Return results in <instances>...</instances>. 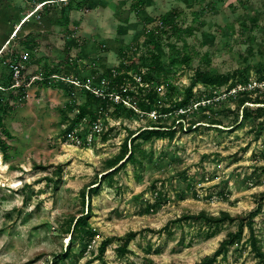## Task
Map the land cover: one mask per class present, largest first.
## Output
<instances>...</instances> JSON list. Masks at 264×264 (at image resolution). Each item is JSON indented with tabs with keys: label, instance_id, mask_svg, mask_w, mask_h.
I'll return each instance as SVG.
<instances>
[{
	"label": "rangeland",
	"instance_id": "rangeland-1",
	"mask_svg": "<svg viewBox=\"0 0 264 264\" xmlns=\"http://www.w3.org/2000/svg\"><path fill=\"white\" fill-rule=\"evenodd\" d=\"M8 1L21 4L24 15L35 6L33 0ZM116 1L107 16L100 14L101 7L73 12L76 24L82 25L84 17L96 28L80 26V44L69 51L59 33L42 37L40 52L50 55L51 48H58L56 59L64 65L59 75H65L66 62L72 61L77 69L76 73L71 69V75L84 78L100 72L108 76L112 67H119L123 58L135 52L146 56L140 67L147 70L149 48L144 42L165 11L156 8L147 15L137 9L145 0ZM171 16L177 19L178 31L169 29L161 37L169 74L162 81L169 80L175 92L167 95L168 86L161 99L180 100L196 69L212 76L229 75L227 85L219 90L197 83L186 104L189 108L179 107L188 115L182 127L177 124L175 136L142 142L141 161L127 163L111 181L102 177L109 171L107 160L120 153L130 130L159 119L170 123L174 115L157 118L124 112L118 119L109 116L106 141L101 136L91 146H77L63 123L69 111L63 92L58 87L27 85L24 100L6 118L13 135L10 161L5 162L0 153V264H196L215 252L237 226L227 223L209 235L203 221L171 224L172 220L201 211L245 216L259 202L263 207L255 228L264 251V132L256 138L251 122L235 127L233 113L238 106L233 94L264 85V0H194L191 7ZM127 17L137 27L123 36L117 28ZM80 48L93 49L83 55ZM105 55L109 66L96 70ZM32 64L24 68L23 82L35 73ZM154 81V86L160 83ZM219 94L222 103L197 111L199 103H213L212 97ZM76 99L77 104L83 102L80 94ZM193 120L201 122L189 127ZM95 181H100L98 192L90 196L88 190ZM148 203L156 204L154 209ZM82 214H88L95 232L91 241L73 229ZM130 231L138 235L129 241L127 254L120 255L122 238ZM248 236L245 229L227 259L220 257L216 264H264L251 251ZM107 238L112 240L101 259L99 246ZM64 253L69 257L62 258Z\"/></svg>",
	"mask_w": 264,
	"mask_h": 264
},
{
	"label": "trees",
	"instance_id": "trees-1",
	"mask_svg": "<svg viewBox=\"0 0 264 264\" xmlns=\"http://www.w3.org/2000/svg\"><path fill=\"white\" fill-rule=\"evenodd\" d=\"M43 0L41 2H45L43 5L42 13H49L50 3ZM60 1V0H58ZM63 4V0L60 1ZM36 3V2H35ZM144 4L142 1L138 4V10H140V6ZM89 7L91 8L90 3L87 0H66L64 5L60 6L59 14L60 18L65 22V24H69V16L72 10H80L83 8ZM59 8V6L57 5ZM56 8V7H54ZM41 12V11H40ZM24 17L23 11L21 8L16 5H12L8 0H0V153L3 156L5 162H9L11 159L10 149L11 145L9 143L10 140L13 139V135L9 128L6 125V118L12 112L15 104L20 101H23L26 94V86L25 84L28 82L21 83L20 86H16V79L13 75V65L22 60V55L25 54L28 56V60L26 64L29 65L36 60L38 62L39 68L38 72H43L44 79L36 80L32 84H40L42 86L47 87H58L63 94L67 98L66 107L69 111H66L67 118L64 120V125H66V132L71 131L76 128L79 123L83 121L84 118H88L89 121L95 120L98 115V111L100 109H105L106 111H110L111 116L115 119L121 118L122 114L130 113L134 114L135 111L131 108H127L122 104H112L108 99H102L100 97L95 96L89 91L84 89H80V91H76L75 87L72 84L66 83L62 80H54L51 76L53 74H60L64 65L61 62L56 64L41 63L40 60L37 59V50L38 44L33 37V32H36L38 27L41 26V21H37L36 16H32L28 21H24L20 24L22 18ZM42 17V16H41ZM165 22V25L170 26L173 32H177V20L174 16L166 15L161 17ZM19 24V27L16 30V26ZM168 28V29H170ZM168 29H153L150 30L149 35L144 43L147 44L149 50L146 52L148 54V58L150 59V64L147 66V70L143 76L145 81H162L167 80V65L163 61V50L161 44L162 35L168 34ZM27 30H30L27 32ZM77 45L76 41L72 38H69L67 46L68 51L72 49L73 46ZM127 58V57H126ZM146 56L144 54H135L131 57H128L127 64L120 65V69H125L126 71L130 70H141V64L143 59ZM68 65L65 67L66 72L65 75H71L73 69L74 71L77 68H73V62L67 61ZM76 65V64H75ZM36 71V72H37ZM79 72V71H78ZM165 74H164V73ZM76 73V71H75ZM80 77L78 74L76 75ZM160 76H162L161 79ZM124 77H129L128 73H124L119 75L114 79V83H119L123 81ZM84 79L83 77H80ZM30 77H28L29 81ZM230 77L229 75H211L208 71H202L199 69L195 70L194 79L191 85L184 90V102H178L180 100H176L168 102L164 101L160 97L159 91L153 88H145L139 87L137 92H130V95L136 101V105L141 111L151 112L152 110H158L162 115L160 118L167 117L170 115H174V119L172 122L167 123V121H163L159 119L155 124L150 126H143L142 128L136 130H130L128 136L123 140L121 145V151L118 155L114 156L107 160L108 172L102 175L103 179L112 180L113 175L119 172L122 168H124L127 163L132 162H140V158L138 156L145 155V151L141 147L142 142H148L153 139H162L169 138L172 139L176 134L177 124L180 127L183 126V122L188 114L186 112H179L181 108L187 110V103L190 101L189 99L194 95L193 88L197 83H203L207 85H213L219 90L227 85ZM263 79V78H261ZM169 81V80H168ZM155 82V81H154ZM167 90V95H171L175 92V88L169 85ZM264 90V85L259 87H254L251 90H241L240 92H236L233 96L236 97V101L238 102V106L234 113L235 118V127H240L247 122H251V130L256 133V138H259L264 132V95H262ZM229 90H227L228 92ZM80 94L83 99L82 103L77 104L76 94ZM222 94L218 96L212 97L213 103L210 104H201V100H196V103H199L197 106V111L201 110L206 112L210 108V105H218L223 102L224 99L221 100ZM230 97V96H229ZM186 106V107H185ZM74 113L71 115V113ZM132 116V115H131ZM204 117H206L204 115ZM217 121V120H213ZM201 120H193L189 127L192 125L199 124ZM217 123V122H212ZM198 126V125H197ZM196 126V127H197ZM102 139L106 141L108 139V133L104 131L102 133ZM61 170L60 167L58 168ZM58 171V172H59ZM100 185V181H95L89 188L88 194L92 196L94 192H98V186ZM261 198L264 200V192L261 195ZM156 202L158 203L159 197L158 194L155 197ZM156 204L148 203L147 206L151 209H154ZM262 202H259L257 207L250 211L245 216H231L228 212H222L220 216L208 215L205 211H201L196 215H183L179 219L172 220V223H176L177 221H193V222H204L207 227L209 235H214L218 229L225 224H235L237 226V231L230 232L228 237L224 239L218 249L213 252L211 255L205 257L201 262L196 264H216L221 257L226 260L230 247L239 243L243 239V233L245 229L249 231L248 242L251 247V251L257 255L260 259L259 261H264V251L261 247V239L258 237L255 225H256V217L262 211ZM168 225V224H167ZM165 227H168V226ZM74 231L82 233V236L87 239V241H91L92 237L95 235V232L92 231V228L89 226V216L88 214H82L77 220L74 222L73 226ZM138 235L137 231L128 232L124 238H122L123 245L118 249L120 255H125L128 252V244L129 241L134 239ZM111 238H107L103 240L99 246L98 255L102 259L106 250V247L111 243ZM69 254L64 253L62 258H67Z\"/></svg>",
	"mask_w": 264,
	"mask_h": 264
},
{
	"label": "built area",
	"instance_id": "built-area-1",
	"mask_svg": "<svg viewBox=\"0 0 264 264\" xmlns=\"http://www.w3.org/2000/svg\"><path fill=\"white\" fill-rule=\"evenodd\" d=\"M62 1V0H60ZM66 1V0H63ZM48 3H51L52 0L47 1ZM45 2L41 3H35V6L27 12L24 17L22 18L21 23L24 21H28L33 15L37 18H40V11L43 7ZM85 12L89 11V8H84ZM19 26V25H18ZM17 26V27H18ZM170 26H166L165 22L162 18L156 19L153 26L150 27V30L153 29H168ZM78 26L73 27V29L68 34V38H72L76 41V43L79 45L80 43V37L78 34ZM171 29V28H170ZM17 30V28H16ZM169 30V29H168ZM135 51H137V47H133ZM134 51V52H135ZM2 50L0 51L1 54ZM28 60V56L23 54L22 60L15 63L13 65V75L16 79V86H20L21 83L23 84L22 79V73L25 67L28 65L26 64V61ZM127 60L125 58L122 59V64L126 65ZM145 70L141 69L140 71H126L125 69H120L119 67H112L110 69L109 75L105 76L104 74L97 72L95 74H92L88 77H85L84 79H81L78 76L75 75H59V74H53L51 77L54 80H62L66 83L72 84L75 88L84 89L86 91L91 92L97 97H100L102 99H108L112 104H122L123 106L127 108L133 109L135 112H138L140 114H145L152 117H160L162 116L158 110H152L151 112H144L141 111L138 106L136 105V101L133 99V97L130 95V92H137L139 87H145V88H153L155 87L159 93H161L163 90H165L169 82L168 81H161L159 84L153 85L154 81H145L143 76L145 74ZM128 73L129 77H124L122 82L114 83V79L118 77L121 74ZM100 74V75H99ZM30 79L28 83L25 84L31 85L36 80H42L44 79L43 72H36L29 76ZM111 116L108 111L105 109H100L98 111L97 118L95 120L89 121V119L84 118L79 125L70 131L69 136L71 140L74 142L77 146H91L98 138L102 136V133L107 130L108 124L107 121L111 120L109 118Z\"/></svg>",
	"mask_w": 264,
	"mask_h": 264
},
{
	"label": "crops",
	"instance_id": "crops-1",
	"mask_svg": "<svg viewBox=\"0 0 264 264\" xmlns=\"http://www.w3.org/2000/svg\"><path fill=\"white\" fill-rule=\"evenodd\" d=\"M19 1H24V0H19ZM33 1H34L33 3L35 4V2L41 3V1H43V0H33ZM87 1L90 3L92 9L96 8V7H101L100 8V10H101L100 14H103V15L105 14V16H107V9L111 8V10H113L115 5H116L115 4L116 0H87ZM63 2L64 3L61 4V2L58 0H52V2L50 3V5H52V6L50 7V9L48 8V10H50V12L49 13H44V12L42 13V11H43V7H42L41 12H40V18H37L38 19L37 21H41L40 22L41 26L38 27L36 32H33L34 33L33 37H35L37 44H38L37 59L40 60L41 63L48 62L49 64L53 65V64L60 62V59H56L57 55H55V52H57L58 48H51L52 53L50 55L40 52L43 49V48H40V45H41L40 40L42 39V37L50 36L51 34L59 33L61 36H64L66 44H67L68 40H69L68 34L70 33V30L73 29V27H75V26H78L79 28H80V26L85 27V28L89 27L92 30H94V28H96L95 24H94V26H93V24H89V22H88L89 19H85L84 17L82 18L84 21V23L82 25H81L82 22H80L79 24H76L78 22L72 21V19L76 18L73 16V12L78 11V10H72L71 11L70 16H69V24H65V22L60 18V14H59L60 6L64 5L66 3V1H63ZM193 2H194V0H145L144 4L142 6H140V11H141V13L147 14V13H150L151 10L159 8V10L162 9L165 11L163 16L173 15L176 13V10L181 11L185 7H191ZM116 3L118 5H120L119 4L120 2L116 1ZM15 5L20 8L21 4L19 6L17 4H15ZM57 5L59 6V8L57 7ZM54 7H56V8H54ZM189 9H191V8H189ZM174 16L176 17V15H174ZM17 26H16V28L19 27V26L18 27ZM136 27H137V24L135 22L134 23L131 22L129 20V18L127 17L124 19L123 24L120 23L118 25L117 32L120 35L125 36L130 32H134ZM29 31L30 30H27V32H29ZM48 49H50V48H48ZM64 49H66V48H64ZM80 49L82 50V48H80ZM92 49L93 48H83L82 54L87 55L88 52L90 53ZM106 57H108V56L105 55L99 59L101 64L98 65V67H96V70L100 69L101 65H103L102 67H104V68L109 66V64H107V62L109 61V58H106ZM32 63H33L32 65H34L36 67L35 69L37 71L39 68L38 62H36V60H35ZM36 71H35V73H36Z\"/></svg>",
	"mask_w": 264,
	"mask_h": 264
}]
</instances>
